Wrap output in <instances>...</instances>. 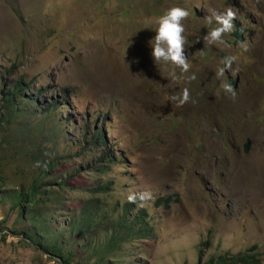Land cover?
Here are the masks:
<instances>
[{
    "label": "rangeland",
    "instance_id": "obj_1",
    "mask_svg": "<svg viewBox=\"0 0 264 264\" xmlns=\"http://www.w3.org/2000/svg\"><path fill=\"white\" fill-rule=\"evenodd\" d=\"M173 6L190 12L191 83L151 57ZM228 7L231 47L205 46L204 19ZM228 56L235 98L215 75ZM184 87L196 103L177 108L167 97ZM0 118V264H64L40 243L74 264H198L200 250L205 262L257 245L264 264V0H0ZM48 162V200L13 210ZM144 192L129 220L143 209L151 231L111 245L128 196Z\"/></svg>",
    "mask_w": 264,
    "mask_h": 264
},
{
    "label": "clouds",
    "instance_id": "obj_2",
    "mask_svg": "<svg viewBox=\"0 0 264 264\" xmlns=\"http://www.w3.org/2000/svg\"><path fill=\"white\" fill-rule=\"evenodd\" d=\"M190 12L188 9L178 6H173L167 9L164 14L160 15L155 20V37L149 41L151 57L156 65L165 68L168 72V78L173 82L191 83L196 80L194 73L189 74L191 70V63L186 55L187 37L185 36V21L189 18ZM237 19V12L232 7L226 8L224 11H211V13L204 19L209 26L207 34L201 37L203 44L207 47L223 46L225 48L231 47L225 37L229 36L235 31L236 25L234 21ZM246 48V44H241ZM203 55V50L201 51ZM236 61L235 56L225 57L222 61V67L216 71V79L220 81L219 89L225 95L230 94L235 98L236 91L231 83L227 82L224 77L226 71L233 72V63ZM169 101L175 103L177 108L192 102L191 93L188 87H184L177 94L167 97ZM39 166V164L37 165ZM151 194L133 193L128 196L130 203H136L137 199L145 200L150 198Z\"/></svg>",
    "mask_w": 264,
    "mask_h": 264
},
{
    "label": "trees",
    "instance_id": "obj_3",
    "mask_svg": "<svg viewBox=\"0 0 264 264\" xmlns=\"http://www.w3.org/2000/svg\"><path fill=\"white\" fill-rule=\"evenodd\" d=\"M237 36L238 39L241 40L242 36V30L240 29L239 25H237ZM21 88H19V91L17 93H14L13 96H10L6 98V101L10 102L13 101V98L16 97L20 92ZM0 121L2 119L0 118ZM105 143L104 140V134L98 131L97 135H95L94 142L95 144H98V142L102 141ZM97 142V143H96ZM58 165L56 163H51L48 162L45 166V168L40 172V176H38L35 180H33V183L28 187L27 190H24L22 188H19L17 191L14 192L13 196H11L13 205L12 208L13 210L17 209V207L24 205V204H31V205H37L38 202L42 201L45 202L44 200H48L49 197H45L47 193H49L48 189L51 188V183H46L44 182L45 179H49V174L52 172L54 169H56ZM3 177V171L0 169V180H2ZM65 183H61V186L64 185ZM106 188L102 189H96L95 191L98 190H105ZM92 203V201H88L86 205V209L84 208L80 216H78L77 221L74 224V228L79 231L84 230V227L86 226V223L88 221L93 220V215L94 212L91 210V207H89V204ZM136 206V203H128L126 204V207L123 211V216L121 219H119V228L121 229L120 232L121 234H116L112 236V239L110 241L111 245L116 242L118 238L125 237L131 235V233H134L135 231L137 232H144L148 231L150 232L151 229L148 227V225L145 222V217L146 213L143 209H140L137 213V216L134 217L133 219L129 220L130 217V212L132 208ZM6 222L0 223V228H6L4 225ZM142 225V226H140ZM88 226V223H87ZM138 228V230H136ZM13 234V233H11ZM14 236H22L23 240L25 241H31L32 238L28 235L27 232H22L21 235H18L14 233ZM208 244V243H206ZM37 249H41L44 251L46 254H49L53 257L54 254L59 255L60 258H62L64 264H74L73 263V258L74 254L70 253L68 257H64V252L59 249V248H54V247H45L42 246V244H37ZM258 246L254 245L251 248H249L246 252H242L236 255H232L229 253H225L216 257H211L207 261L203 262V251L200 250L199 252V259H198V264H262V255L257 252ZM104 256H101V259L96 263V264H101V261L103 260ZM79 264V263H77Z\"/></svg>",
    "mask_w": 264,
    "mask_h": 264
},
{
    "label": "water",
    "instance_id": "obj_4",
    "mask_svg": "<svg viewBox=\"0 0 264 264\" xmlns=\"http://www.w3.org/2000/svg\"><path fill=\"white\" fill-rule=\"evenodd\" d=\"M248 151V147L247 148H245V152H247Z\"/></svg>",
    "mask_w": 264,
    "mask_h": 264
}]
</instances>
